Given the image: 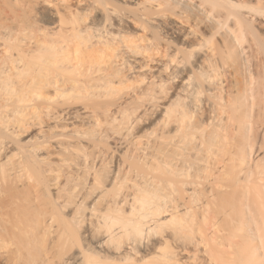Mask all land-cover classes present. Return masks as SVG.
Listing matches in <instances>:
<instances>
[{
  "label": "bare ground",
  "instance_id": "obj_1",
  "mask_svg": "<svg viewBox=\"0 0 264 264\" xmlns=\"http://www.w3.org/2000/svg\"><path fill=\"white\" fill-rule=\"evenodd\" d=\"M195 1L0 0V264H264V0Z\"/></svg>",
  "mask_w": 264,
  "mask_h": 264
},
{
  "label": "rangeland",
  "instance_id": "obj_2",
  "mask_svg": "<svg viewBox=\"0 0 264 264\" xmlns=\"http://www.w3.org/2000/svg\"><path fill=\"white\" fill-rule=\"evenodd\" d=\"M194 1H195V0H194ZM195 2H201V1H200V0H196ZM260 17H261V16H260ZM260 17L257 18V22H255L256 25H258L257 23H259L260 21H262V23L264 24V16H263V18H262V17L260 18ZM255 18H256V16H255ZM255 18H254V19H255ZM260 33H261V35L264 34V29H263V33H262V31H261ZM263 38H264V35H263ZM147 128H150V127H147ZM35 131H36V130H35ZM35 131L32 130L31 132L34 134ZM1 190H2V187L0 188V191H1ZM0 194H1V192H0Z\"/></svg>",
  "mask_w": 264,
  "mask_h": 264
}]
</instances>
